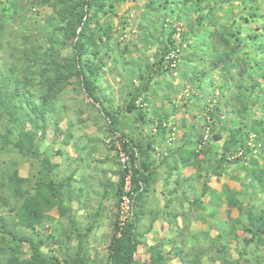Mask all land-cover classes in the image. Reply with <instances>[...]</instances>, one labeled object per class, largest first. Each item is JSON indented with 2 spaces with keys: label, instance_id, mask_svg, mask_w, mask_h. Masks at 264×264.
<instances>
[{
  "label": "clouds",
  "instance_id": "obj_1",
  "mask_svg": "<svg viewBox=\"0 0 264 264\" xmlns=\"http://www.w3.org/2000/svg\"><path fill=\"white\" fill-rule=\"evenodd\" d=\"M149 2L135 0V4L139 5L136 9L133 0H120L114 11L122 17L126 8L130 9L128 16L143 13L137 23L143 24L144 28L138 31L130 25L121 31L119 21H111L114 26L111 41H105L96 31L91 39L84 40L83 46L87 51L77 47L80 38L72 35L73 25L51 11L53 5H56L57 12L60 11L57 0H35L37 6L32 11H39L40 17L29 12L30 19L19 31L0 34V112L7 104L15 117L30 118L32 113L29 109L43 103L47 116L55 120L72 119L75 122L81 112L91 117L85 124L77 123L80 130L77 135L82 138L77 141V150L70 152L68 159L61 162L59 175L36 177L33 174L25 183L18 185L7 169L0 168V205L3 206L0 220L7 225L6 231H0V237L7 239L9 234L17 239L28 237L34 244L44 240L46 254L59 256L61 264L65 261L73 264L82 249L87 250L89 264H108L110 250L105 240L116 238L113 234V210L109 208V201L114 203L111 192L118 187L123 169L131 170L132 166L127 162L130 157L139 168L140 163L151 155L156 163L148 161L151 165L149 171L143 175L138 172V183L144 187L138 188L131 201V210L122 217L124 223H131L129 234L155 245L161 239L182 233L184 242L177 241L175 246L183 251L185 258H173L166 261L168 264H224L221 255L216 248L210 247L207 239L192 238L193 229L204 221L209 225L215 224V221L207 219L212 198L202 194L200 181H181L177 184L178 176L172 175L167 180L166 189L155 185L156 192H146L143 200L139 196L145 188V179L149 183L162 180L164 174L170 172L166 167L169 160L166 149L172 147L171 141L183 144L184 138L201 141L195 151L200 153L204 148L210 149L209 160L218 161L224 157L228 161H237L222 164L218 170L233 177L229 183L235 188L233 199L244 210L241 219L249 211L264 209V187L259 183L253 186L252 176H246L245 171L257 176L264 174V151L261 150L264 145L257 144L255 133L251 130L257 114L264 119V92L257 91L250 96L244 91L250 76L264 89V80H261L264 72L252 67L255 43L264 44V0H255V3L251 0H229L228 3L205 0L206 7L201 13H193L190 8H178L177 15L181 16L182 23L177 27L175 49L169 48L166 43L171 27H176L175 19L169 18L168 25H165L157 13L145 8ZM257 7L261 9L257 18L247 25L241 24L239 17L250 15V12H241L240 9L255 11ZM213 9L214 19L208 15ZM198 15L205 17L199 27ZM47 17L52 19L45 22ZM209 19H212L211 25ZM33 20L38 22L33 24ZM184 23H190L194 31L191 36L184 33L185 38L181 40ZM254 24L260 28L256 33L258 40L248 43L243 37ZM237 30L241 32L239 50L236 49L237 41L228 38ZM22 37L26 38L23 42ZM46 41L54 42V51L49 53ZM201 41L205 42L204 47H201ZM37 44L44 45L38 60L32 54ZM185 45H191V48ZM125 48L126 55L123 54ZM213 48L217 51L212 52ZM217 57L220 59L217 60ZM49 61L54 62V67ZM33 63H41L49 70L37 74L30 70ZM85 69H95L94 77H89L87 83ZM238 73L242 75L238 76ZM85 89H89L87 94ZM133 104L135 111L130 110ZM138 115L143 122L137 119ZM89 129L92 139H84L83 134ZM215 133L220 134L221 144L228 140L230 133L236 136L237 142L229 143L225 152L212 141ZM149 146L155 151L150 152ZM117 152L121 153L119 157ZM173 155L184 158L187 153ZM203 168L206 170L208 165H203ZM71 172L76 173L75 178L80 181L81 187L86 184L75 197L84 208L83 212L76 213L75 218L82 220V217H90L101 203L104 204V212L97 216L95 222L82 220L79 230L67 223L73 214H66L64 231L54 233L56 243L53 244L47 240L52 229L46 222L34 221L26 201L36 188L37 181L47 184L51 179L60 185L63 177ZM190 174V170L185 172V176ZM58 190L68 194L65 188ZM158 192L165 195L157 200ZM168 192L172 195L169 196ZM197 202L205 210L197 207ZM125 208H128L127 204ZM137 212L144 216L139 223ZM148 214L153 218H163L160 222L165 224L164 231H140L137 236L139 225L149 221ZM101 216L106 218L101 219ZM29 222L31 227L24 226ZM87 224L92 226L85 227ZM120 228L119 235L124 238L123 225ZM211 231V238L214 239L217 229L212 227ZM239 247L243 249L242 244ZM170 250L165 245L161 253ZM26 251V247L21 249L17 257V253L5 248L0 251V264H6L13 258L27 259L24 255ZM261 253L264 254V245H261ZM230 255L234 257L235 253Z\"/></svg>",
  "mask_w": 264,
  "mask_h": 264
},
{
  "label": "trees",
  "instance_id": "obj_2",
  "mask_svg": "<svg viewBox=\"0 0 264 264\" xmlns=\"http://www.w3.org/2000/svg\"><path fill=\"white\" fill-rule=\"evenodd\" d=\"M31 5H36L35 0H27ZM58 4L61 6L60 11L57 12L56 5L51 7V11L58 16H62L64 20H67L69 24H72L74 27V31L72 35L79 36V41L77 43V47L81 46L83 51H87V48L83 46L85 38L91 39L96 31L101 32V37L104 38L105 41H111L112 39V29L109 24L110 17L113 16L114 6L120 3V0H57ZM229 0H221L220 3H228ZM203 0H192L189 3V0H150L149 5L151 9L155 12H162V17H173L176 22H179L181 16L177 15V9L188 8L189 4L193 7L195 13H199V9L201 8ZM255 3V0L253 1ZM18 0H0V34L11 30H20V27L12 28L15 23H19L18 18L20 14ZM199 11V12H198ZM214 9L209 11V17L214 19ZM255 15H252L251 20L257 18V14L261 12V9L257 7L255 11H252ZM205 17L202 15L197 16V27L203 21ZM52 19V17H47L48 20ZM212 19H209V25L212 23ZM243 17H239L241 24L247 25L249 24L245 19L241 21ZM64 20H61V23H64ZM103 20V25H99V21ZM234 24V22H233ZM194 29L191 26L190 29L186 32H182L181 40L185 38L184 33H187L188 36H191ZM260 31L259 26L253 25L251 31L246 33L243 37L245 41L248 43H255L258 40L256 35L257 32ZM176 32V27H171V35ZM241 36L240 30H238L237 35H229L228 38H234L236 43V49L239 50L241 45L239 43ZM26 38L22 37V42ZM169 38L167 39V41ZM46 44L49 45V53L54 51L55 44L52 41H46ZM95 44V41H92ZM167 43V42H166ZM172 43V42H171ZM205 44L204 41H201V47ZM186 47L191 48V45H185ZM43 44H37L32 51L34 57L39 59ZM171 46L170 48L175 49ZM247 48V45H245ZM217 49L213 48L212 52H216ZM254 51L257 52V57L252 60V67H254L258 72H264V60L261 58V54L264 52V44L255 43ZM49 53H44L45 56H48ZM83 54V53H82ZM98 54V53H96ZM106 54V53H105ZM245 58H247V53H244ZM220 57H217L219 60ZM54 67V62L49 61ZM216 65L214 64L213 67ZM31 71L39 74L40 72H46L49 69L44 67L41 63H33L30 68ZM251 71V67L249 68ZM95 69L89 70L85 69L84 78L86 83L88 82L89 77H94ZM238 76L242 75V73H238ZM261 80H264V75L261 76ZM240 87H244L241 85ZM245 92H248L251 96L254 92H264V89L260 88V85L253 77H249L248 87L244 88ZM86 94L89 92V89H85ZM259 99V97H257ZM4 110L0 112V123L2 124V129L0 131V151H6L7 155H16L22 160H27L30 162V166L33 167V172L30 177L35 174L36 177L43 176H51L53 174H59V165L51 162V151L50 150H41L39 147V137L38 134L44 133L47 123L50 121V117L47 116L45 111V105L42 103L40 106H32L29 111L32 113V116L29 117H15L13 115V110L8 108L7 104L3 105ZM136 106L133 104L131 106V111H135ZM138 119H142L137 116ZM143 122V121H142ZM252 131L255 133V138L257 144L264 145V124L263 121L254 119L252 121ZM57 125H54V131L60 132ZM245 137H247V133H245ZM64 138V133H63ZM214 142H218L221 140L220 134H216L212 138ZM64 142V141H63ZM237 142L236 136L233 133L229 134L228 140L225 141L220 147L223 151L228 150V144H235ZM264 150V148H262ZM125 154H127V146L125 145ZM149 151H151V146H149ZM204 158L203 161L208 165V168L204 170L206 177H219L221 175V171L218 169L222 164H230L236 161H228L224 157H221L220 160H209V151L202 150L200 152ZM120 152H117V156L119 157ZM190 156L188 157V155ZM187 154L186 157L181 158L182 167L189 166L191 163L193 167H200L197 162L198 152L194 150L191 153ZM9 160V159H8ZM148 161L152 160L150 155L147 159L140 163L139 168H136L132 158L130 157L127 161L132 167L131 170L128 168L123 169L122 176H120L118 181V187H116L112 191V197L115 199V208L116 213L114 217L116 220L113 222V234L116 238L110 240L108 244V248L110 250L109 261L108 264H137L134 259V255L136 253L137 247L139 245L138 237L130 235L129 229L131 228V223H124V220H121L119 217L121 215V207L124 204L125 200L128 203L127 211L131 210V201L133 199L134 194L137 192L139 187H144L143 185H139L137 177L138 172L143 175L147 173L150 168V164ZM191 161V163H189ZM18 163V161H14L13 165ZM117 163H121V161H117ZM215 164L217 166H215ZM203 167V166H202ZM175 167H172L171 170H174ZM142 170V171H141ZM246 176H252L253 182L256 179L255 173H249L247 170ZM16 180V183L23 184L29 178H22L18 175V171L15 167H9L8 171ZM211 172V173H210ZM201 177V174H198ZM261 179V178H258ZM129 181V189L126 190V182ZM75 180L73 175L68 176L66 179H63V183L60 185H56L54 180H49L47 184L41 183L37 181L36 188L30 193L28 201L26 204L29 206L28 212L29 215L34 217V221L36 223L46 222L47 224L50 222L51 217L48 215L52 210H56L60 217H65L66 214L70 213L71 207L70 204L73 200V192L75 191V187L73 186ZM145 188L140 192V199L143 197L144 193L149 188L148 179L144 180ZM260 185L264 186V180H260ZM59 188H65L68 192L67 195L65 193L60 192ZM202 188L204 193H208L212 198L211 203L214 205H218L220 202H224L228 209H237L239 212V218L232 223V228H236L242 230L245 234V238L242 240L243 249L239 250L240 259L249 260L252 256L255 255L259 250L260 245H264V213L249 211L247 215L241 219L240 215L244 214V210L238 204V201L233 199V195L235 193L234 190L229 189L227 186H223L220 192L212 190L208 186V181L202 184ZM80 192V190H79ZM3 206L0 205V208ZM197 207L204 208L197 202ZM103 208L100 206L98 208L97 214L101 213ZM69 223L75 226V220L69 219ZM119 222V223H117ZM23 224V222H22ZM120 225H123L122 231L125 233L123 236L119 235L121 228ZM26 227H31V223L24 224ZM7 225L0 220V231H6ZM62 233V231H60ZM52 232H49V236L47 240L51 242ZM137 235V234H136ZM79 238V237H78ZM221 240H225L223 234H219L217 238L214 240L218 244V251L221 254L224 264H239L238 261H232L229 257L225 256V243H220ZM5 244V245H3ZM9 244V245H8ZM0 251H3L5 248L9 252L17 253V257L20 256L21 249L27 248V251L24 252V255L27 256V259L13 258L6 262V264H60L55 257L50 255H45L42 253L43 243L37 241L36 244L28 237H23L21 239H17L16 237L8 235V238L0 237ZM151 252V264H164L163 258L160 256V250H156L152 248ZM87 250L82 249L78 258L73 262V264H89L88 255L86 254Z\"/></svg>",
  "mask_w": 264,
  "mask_h": 264
},
{
  "label": "rangeland",
  "instance_id": "obj_3",
  "mask_svg": "<svg viewBox=\"0 0 264 264\" xmlns=\"http://www.w3.org/2000/svg\"><path fill=\"white\" fill-rule=\"evenodd\" d=\"M221 0H219L220 2ZM254 0H251V2L253 3ZM243 2V0H242ZM18 4H19V11L18 14H20V17L18 18V21H20L19 23H15V25L12 26L13 29H15L16 27H20V29L22 28V26L25 24L26 20H29L30 17L28 16V13L31 12L32 16L35 17H40L41 13L39 11H32L33 7H36L35 5H31L29 1L27 0H18ZM133 4L135 5L136 9H139V5L135 4V0H133ZM118 5V4H117ZM114 6V9L116 8V6ZM206 5H205V0H203L202 6L199 9V13L203 12L205 9ZM145 8L148 9L150 12L155 13L149 3L145 5ZM188 8H190V10L195 13L196 11H194L193 7L188 6ZM130 9H125L124 10V15L123 17L117 13L116 11H114L113 16L110 17L109 20V24L110 27L112 29L113 32V23L111 21H119L120 24V30L123 31L125 28H128L130 25L133 27H136L137 30H141L144 28L143 24H139L137 23L138 19L140 17H143L144 14L143 13H138V14H134L133 16H128V11ZM45 11H48V9H46ZM241 12H250V15H242L240 17H243V19L241 21H244L245 19H248V23H250V21H254L251 20L250 18H252V15H255L254 12H252L251 8H241L240 9ZM159 18L163 21V23L165 25H168L169 23V18H173V17H162L163 13L162 12H158L157 13ZM184 15L186 16L187 13H184ZM203 16V15H202ZM45 20H47V18H45ZM205 20V18L203 19V21ZM102 20L99 21V25H103L101 23ZM38 21L33 20L32 23L36 24ZM234 24L236 23V21H233ZM182 21L180 19L179 22H176V32L171 35V31L169 32L168 38L169 40L167 42L169 48L172 46L174 48L175 45H177V41H176V35H177V27H180ZM208 23L210 24V22L208 21ZM255 25V24H254ZM191 24L190 23H184L183 24V32H186L190 29ZM249 33V32H248ZM238 34V30L233 33L232 35H237ZM101 35V32H100ZM167 38V39H168ZM181 38V35H180ZM172 42V43H171ZM205 44L202 45V47H204ZM133 47H135V45H133ZM206 50V49H205ZM255 55L254 58L255 59L257 57V52L254 51ZM123 54L126 55L127 54V48H125L123 50ZM98 55V54H97ZM107 55V54H105ZM261 58L262 60H264V52L261 54ZM140 117V116H139ZM141 118V117H140ZM91 119V117L86 116L83 112L80 113V116L76 118V121L74 122L72 119H66V120H55L54 117H50V121L47 123L46 129L44 131V133H39L38 137L40 139L39 141V147L41 150H50L51 151V162L55 163L57 165H59V171H60V164L61 162L65 161L68 159V156L70 154V152H75L77 150V141H79L82 137L80 135H77V133L80 131L77 128V123L79 124H85V122ZM138 119V118H137ZM256 119L259 121H263L264 124V119H261L260 116L257 114L256 115ZM142 122V119H141ZM57 125V127L59 128L58 130L60 132H55L54 131V125ZM182 127H184V125H182ZM2 129V124L0 123V131ZM91 132V129H89V132L84 133L83 134V138L84 139H92V136L89 134ZM63 133H64V138H63ZM216 134L219 133H215L212 135L211 139L213 138V136H215ZM203 138H201L202 140ZM213 140V139H212ZM64 141V142H63ZM221 140L217 142L218 145H221ZM170 144H172V147L167 148V152L169 153V160L166 164V167H168L170 169L169 173H165L164 174V178L162 180H155L151 183H149V188L146 192H156L157 189L155 187V185H159V187L161 188H167V180L171 178L172 175H177V181L176 183L179 184L181 181L188 183L192 180H198L201 182V187L202 184L205 182V180L208 181V186L209 188H211L212 190H215L217 192H220L222 190L223 186H227L229 189L234 190L235 188L229 183L230 180L233 179V177H231L230 175H226L225 173L221 172V175L219 177H206L205 172H204V168L202 167L204 165V161L203 158L204 156L201 153H198V157H197V162L199 164L200 167L195 168L193 167V164L191 163V165L189 166H185L182 167L181 165V158H176L173 154L180 152V153H191L192 150L195 151V148L197 145H199L201 143V141L195 140L194 138H184V143L181 144L179 141H171L169 142ZM203 150H208L210 152V149L208 148H204ZM262 151H264L263 149H261ZM154 149H151L150 152H154ZM197 152V151H195ZM121 154H119L120 156ZM190 156V154L188 155V157ZM151 157V155H150ZM9 159V160H8ZM79 159V157H78ZM152 160V159H151ZM174 160H178V162H173ZM14 161H18V163H16L15 165H13ZM237 162V161H236ZM234 162V163H236ZM156 161L152 160V164H155ZM253 164L257 163L256 161H252ZM215 166H217L215 164ZM9 167H15L18 171V175L22 178H27L30 177V175H32L33 172V167L30 166V162L27 160H22L21 158H19L16 155H10L6 153V151H0V168H5L7 169V171H9ZM172 167H175L174 170H171ZM181 169H183V171H181ZM187 170L191 171L190 175L185 176V172H187ZM211 173V172H210ZM198 174H201L202 176L199 177ZM59 175V174H58ZM73 175V178L75 180V183H73V186L75 187V191L73 192V200L70 204L71 207V211L70 213H72L73 215L70 217L71 219L75 220V226L77 227V229L79 230L80 225L79 223L82 222V220H88L91 219L93 222H95V220L97 219V216H100L101 213L104 212V204L101 203L98 208L101 206L103 208V210L101 211V213H99V215L97 214L98 208L95 212L92 213V215L90 217H82V220H77L75 218V215L77 212H83L84 208L82 207L81 204L76 202L75 197L79 196V190H82V187L86 186L83 185L81 187L80 185V181L77 180L76 177V173L75 172H71L68 175H65L63 177V179H66L68 176ZM261 178L262 180H264V174H261L259 176L256 175V179L253 182V186L256 183L260 184V180L258 179ZM83 179V177L81 178ZM113 180H116V177L114 175ZM175 183V181H173ZM125 188L126 190L129 189V181L126 182L125 184ZM261 187H264L262 185H260ZM191 187V185H190ZM115 189V188H114ZM113 189V190H114ZM203 189V188H202ZM112 190V191H113ZM145 192V193H146ZM145 193L143 195V197L141 198L142 200L145 198ZM169 196L172 195L171 192L167 193ZM203 195L205 196H209L208 193H204V191L202 192ZM165 193L164 192H158L157 196L155 197L157 200L164 196ZM181 195H184V193H181ZM111 197H112V192H111ZM114 198V197H112ZM115 199H114V203L109 201V208L113 210V222L116 220V218L114 217V214L116 213V208H115ZM125 204L128 205L127 200H125L124 204L121 207V215H120V219H122L123 216H125V213L127 212V209L129 208H125ZM204 207V206H203ZM210 207L211 210L207 211V219L211 220V221H215V224L213 225H209L207 223V221H204L199 227H196L193 229V239H196L198 237H203L205 239L208 240L210 247L216 248L218 254V244L217 242H215L214 240L217 238V236L219 234H223L224 238H225V256L229 257L230 260L232 261H238L239 264H264V254L261 253V245L259 246V248L257 250H259L257 253H255L254 256H252L249 260H244V259H240L239 257V250L241 249L239 247V245H243L242 240L245 238V234L243 233L242 230L236 229V228H232V223L233 221L237 220L239 218V215H235L236 213L239 214L237 209H228L227 206L225 205L224 202H220L218 205H214L210 202ZM3 208V207H2ZM2 208H0V210H2ZM201 210H205L204 208ZM261 212L264 213V209L260 210ZM48 215L51 217V220H49L50 222L48 223L49 227L52 229V233L50 235L49 238H51V242L53 244L56 243V236L54 233H61L60 231H64V221L66 219L65 217H60L58 212L54 209L51 212L48 213ZM137 222L139 223V220H143L144 216H142V214H140L139 212H137ZM149 215V221L146 224H141L139 225V230L137 231V236L139 235L140 231L143 232H149V231H155V232H159V233H163L164 228H165V224L161 223L160 220L163 219L161 218H153L151 216V214ZM158 215V214H157ZM235 217V218H234ZM67 220V223L69 226H74L71 223H69V219ZM106 217L101 216V219H105ZM92 225L91 224H87L85 225V227L90 228ZM212 227H215L217 229V232L215 234V238H211L212 236ZM168 231H171V229H168ZM49 236V234H48ZM111 239H106L105 243L108 245L110 243ZM139 240V245L137 247L136 253L134 255V259L137 262V264H151V252L150 250L152 248H155L156 250H160V256L163 258V260L165 261L164 264H168V260H171L173 258L179 257L180 259H184L185 258V254L183 253V251L179 248H177L175 245L177 243V241H179L180 243L184 242L183 239V234L182 233H178L177 235L173 236L172 238L169 239H161L157 244L155 245H151L150 241H143L138 237ZM40 242L43 243V247H42V253L45 255H50V254H46V252L44 251L45 248V241L44 240H39ZM93 243H95V240L93 241ZM5 245V244H3ZM0 245V246H3ZM9 245V244H8ZM169 246L171 248V250L167 253H161V248L163 246ZM49 251H51V249H49ZM235 253V256L232 257L230 255V253ZM87 254V253H86ZM221 255V254H220ZM52 257H55L58 262H60L61 264V258L57 255H50ZM89 259V258H88ZM65 264H68L67 261H65Z\"/></svg>",
  "mask_w": 264,
  "mask_h": 264
}]
</instances>
